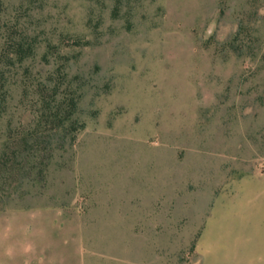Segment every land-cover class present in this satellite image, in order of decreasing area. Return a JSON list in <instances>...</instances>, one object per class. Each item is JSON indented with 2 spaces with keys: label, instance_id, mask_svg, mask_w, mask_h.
Returning <instances> with one entry per match:
<instances>
[{
  "label": "rangeland",
  "instance_id": "rangeland-1",
  "mask_svg": "<svg viewBox=\"0 0 264 264\" xmlns=\"http://www.w3.org/2000/svg\"><path fill=\"white\" fill-rule=\"evenodd\" d=\"M0 264H264V0H0Z\"/></svg>",
  "mask_w": 264,
  "mask_h": 264
},
{
  "label": "trees",
  "instance_id": "trees-1",
  "mask_svg": "<svg viewBox=\"0 0 264 264\" xmlns=\"http://www.w3.org/2000/svg\"><path fill=\"white\" fill-rule=\"evenodd\" d=\"M18 53H20V52H18ZM19 55H21V54H19ZM75 106H76V100L74 98H71V104H70V111H69V117H68V119H70V115L72 114Z\"/></svg>",
  "mask_w": 264,
  "mask_h": 264
}]
</instances>
